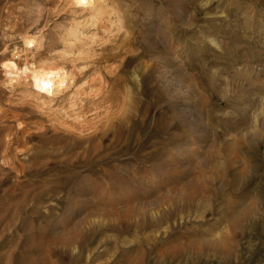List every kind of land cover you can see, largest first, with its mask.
Returning a JSON list of instances; mask_svg holds the SVG:
<instances>
[{"label":"rangeland","instance_id":"obj_1","mask_svg":"<svg viewBox=\"0 0 264 264\" xmlns=\"http://www.w3.org/2000/svg\"><path fill=\"white\" fill-rule=\"evenodd\" d=\"M99 6L0 0V264H264V0Z\"/></svg>","mask_w":264,"mask_h":264},{"label":"bare ground","instance_id":"obj_2","mask_svg":"<svg viewBox=\"0 0 264 264\" xmlns=\"http://www.w3.org/2000/svg\"><path fill=\"white\" fill-rule=\"evenodd\" d=\"M71 3L81 9L84 10H89L90 17L93 15H96L98 13L102 12V7L99 6V0H70ZM102 2V1H101ZM5 29V28H4ZM27 39V38H26ZM35 41V40H34ZM27 43H32V41L29 39ZM26 44V43H25ZM20 52V51H19ZM15 56V55H14ZM45 60V59H44ZM13 60H8L7 63L5 64L6 66V71L8 74H16L24 79H30L28 81L31 83V85L36 89L35 95H39L41 97H50L55 92L57 91L58 88L64 86L66 84V81H68V73L65 71L64 66L59 67V66H54V65H42L38 67H27V65L23 68H20L17 65V62ZM44 62V61H43ZM46 62V61H45ZM20 64V63H19ZM36 64V63H35ZM44 64V63H43ZM53 64V63H52ZM33 66V65H31ZM35 66V65H34ZM67 70V69H66ZM71 74V73H70ZM8 78V77H7ZM70 78V77H69ZM71 79V78H70ZM68 83V82H67ZM69 84V83H68ZM19 85V84H18ZM64 88V87H63ZM61 88L60 91L63 89ZM31 89V88H30ZM32 90V89H31ZM30 91V90H29ZM35 92V91H34ZM34 94V93H33ZM38 96V97H39ZM36 98V97H35ZM39 101V100H38ZM15 104V103H14ZM15 114V113H14ZM22 118V117H21ZM21 120V119H20ZM20 122V121H19ZM42 123V122H41ZM18 125V124H17ZM23 129V128H22ZM28 131V130H27ZM30 131V130H29ZM7 138V137H6ZM85 149V148H84ZM86 150V149H85ZM94 150V149H93ZM18 151V150H17ZM80 152V151H78ZM6 153V152H5ZM11 154V153H10ZM78 154V153H77ZM7 156V155H6ZM79 157V155H77ZM4 158V157H3ZM82 158V157H81ZM6 159V158H4ZM4 161V160H3ZM82 164V162H81ZM70 166V165H69ZM74 174V173H73ZM77 175V174H76ZM65 177V176H64ZM63 177V178H64ZM67 178H70L66 176ZM242 214V212H241ZM240 214V215H241ZM239 215V216H240ZM243 216V214L241 215ZM245 216V215H244ZM238 218V216L231 215V220L233 221L235 218ZM236 218V219H237ZM235 219V220H236ZM239 220V218L237 219ZM237 220L235 222H237ZM218 242L215 243V245Z\"/></svg>","mask_w":264,"mask_h":264}]
</instances>
